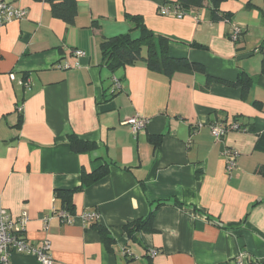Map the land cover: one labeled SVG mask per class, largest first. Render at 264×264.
<instances>
[{"label":"crops","instance_id":"crops-1","mask_svg":"<svg viewBox=\"0 0 264 264\" xmlns=\"http://www.w3.org/2000/svg\"><path fill=\"white\" fill-rule=\"evenodd\" d=\"M4 1L27 14L0 33V211L29 217L26 238L49 243L54 264H236L243 253L247 264H264V0L223 2L230 22L213 21L207 3L178 19L161 14L178 0H76L70 26L43 1ZM128 16L205 73L181 68L169 77L143 62L109 69L101 43L138 36ZM235 27L243 29L237 44ZM66 64L74 68L57 67ZM241 72L254 78L246 94L228 84ZM136 116L148 123L134 135L124 122ZM226 122L244 130L216 140L210 125ZM73 135L94 147L75 152ZM158 136L155 149L150 137ZM226 150L238 153L232 170ZM106 165L103 179L74 193L77 216L64 222L55 192ZM91 211L98 223L79 217ZM152 211L154 231L130 235L125 226ZM11 261L41 264L17 252Z\"/></svg>","mask_w":264,"mask_h":264},{"label":"trees","instance_id":"trees-1","mask_svg":"<svg viewBox=\"0 0 264 264\" xmlns=\"http://www.w3.org/2000/svg\"><path fill=\"white\" fill-rule=\"evenodd\" d=\"M47 3L52 15L64 21L67 25H74L78 16V3L76 0H35ZM229 0H178L174 5L175 8L183 10L188 14L194 12L196 9H201L208 4V8L212 13L213 21H228L232 17L230 14H222L220 12V5ZM232 1V0H231ZM128 20L134 25L133 30L138 31V36L133 35V31L127 34L105 38L101 43V50L104 64L116 71L120 68L136 65L140 62L146 64L147 68L152 72L162 73L166 76H173L181 68H187L194 72L205 73L204 65L200 63L191 62L187 58H177L170 55V41L168 38L156 35L144 23L139 16H128ZM239 41H235L237 44ZM145 49V52H144ZM264 50V42L261 46ZM262 74H264V60L262 63ZM215 79V78H214ZM217 80V79H215ZM254 78L245 72H241L235 83H228L229 85L241 87L244 94L252 87ZM242 127V126H241ZM69 142L75 152H85L91 150L94 146L87 141H83L77 136H70ZM150 142L157 149L162 137H150ZM109 173V165L98 169L90 174H82V185L75 189H63L55 192L56 198L60 204L59 210L67 211L75 215L73 196L74 193L82 190L84 187L91 186ZM162 203H158V207ZM155 212L142 219L129 223L125 229L130 235L138 233L139 231H154ZM104 237V240L109 244L111 237L108 230L104 227H97Z\"/></svg>","mask_w":264,"mask_h":264},{"label":"built area","instance_id":"built-area-1","mask_svg":"<svg viewBox=\"0 0 264 264\" xmlns=\"http://www.w3.org/2000/svg\"><path fill=\"white\" fill-rule=\"evenodd\" d=\"M27 14L25 9H18L10 3L0 0V33L2 29L14 20H21ZM161 14L165 16H172L178 19H182L189 15L187 12L177 9L175 7H164L161 9ZM243 29L235 27L231 32V39L239 41L242 37ZM73 55L76 57H85L86 53L82 50H74ZM78 67V65H76ZM59 69H72L74 66L66 64L57 66ZM24 86H29L28 83L21 82ZM114 91H120L122 84L117 78L113 80ZM148 120L144 117L136 116L127 119L124 124L130 128L134 135H137L140 131L144 130L147 126ZM243 131L244 129L238 123H217L210 125L211 134L216 140H222L229 131ZM226 158V166L229 170H232L236 165L238 153L232 150L224 151ZM58 217L64 222L71 224L75 221L76 214L72 215L64 210L56 211ZM79 217L86 223H98L101 219V215L96 211L84 212ZM29 223V217L22 215L19 219L13 220L8 213L0 211V264H12L11 254L17 252L24 255H31L37 257L41 264H54V259L50 251L49 243H44L41 246L32 244L26 238V230ZM152 257L157 255L154 251L151 253ZM246 253L240 255L236 264H247L245 259ZM251 264H261L260 261H254Z\"/></svg>","mask_w":264,"mask_h":264},{"label":"water","instance_id":"water-1","mask_svg":"<svg viewBox=\"0 0 264 264\" xmlns=\"http://www.w3.org/2000/svg\"><path fill=\"white\" fill-rule=\"evenodd\" d=\"M251 56H253V53H251V54H245V55L239 56V57L237 58V60L240 61V60H243V59H247V58H249V57H251Z\"/></svg>","mask_w":264,"mask_h":264},{"label":"rangeland","instance_id":"rangeland-1","mask_svg":"<svg viewBox=\"0 0 264 264\" xmlns=\"http://www.w3.org/2000/svg\"><path fill=\"white\" fill-rule=\"evenodd\" d=\"M253 59V58H252Z\"/></svg>","mask_w":264,"mask_h":264}]
</instances>
